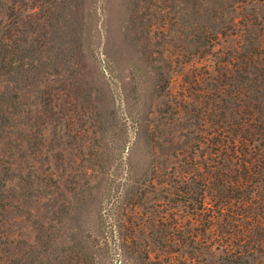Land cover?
<instances>
[{
  "label": "rangeland",
  "instance_id": "rangeland-1",
  "mask_svg": "<svg viewBox=\"0 0 264 264\" xmlns=\"http://www.w3.org/2000/svg\"><path fill=\"white\" fill-rule=\"evenodd\" d=\"M0 103V264H264V0H0Z\"/></svg>",
  "mask_w": 264,
  "mask_h": 264
},
{
  "label": "trees",
  "instance_id": "trees-1",
  "mask_svg": "<svg viewBox=\"0 0 264 264\" xmlns=\"http://www.w3.org/2000/svg\"><path fill=\"white\" fill-rule=\"evenodd\" d=\"M1 104V103H0ZM2 105V104H1ZM0 105V110L2 111L3 110V107ZM0 116H3L4 117V115H0ZM243 134L244 135H241V137H242V140L243 141H248L249 140V135L247 134V133H245V132H243ZM251 134V133H250ZM231 138V137H230ZM234 140V139H233ZM232 142H235V141H232ZM260 151L262 152V154H261V158L262 159H264V146L260 149ZM0 209L3 211V212H5V210H6V205L5 204H1L0 203ZM5 222H6V218H5V215H4V213H1L0 212V227L1 226H3L4 224H5ZM0 241H1V239H0ZM229 255H231V256H234V257H236V261H232V262H234V263H236V262H238L237 260L243 255V252L242 251H232V250H230V251H228L227 252V256H229ZM224 259L225 260H229L228 259V257H224Z\"/></svg>",
  "mask_w": 264,
  "mask_h": 264
}]
</instances>
